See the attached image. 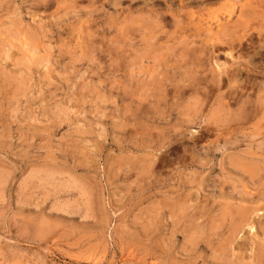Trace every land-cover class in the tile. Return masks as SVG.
I'll return each mask as SVG.
<instances>
[{"label": "rangeland", "instance_id": "rangeland-1", "mask_svg": "<svg viewBox=\"0 0 264 264\" xmlns=\"http://www.w3.org/2000/svg\"><path fill=\"white\" fill-rule=\"evenodd\" d=\"M263 37L260 0H0V264H264Z\"/></svg>", "mask_w": 264, "mask_h": 264}, {"label": "bare ground", "instance_id": "bare-ground-1", "mask_svg": "<svg viewBox=\"0 0 264 264\" xmlns=\"http://www.w3.org/2000/svg\"><path fill=\"white\" fill-rule=\"evenodd\" d=\"M163 1V0H162ZM260 1H263L264 2V0H260ZM167 2V1H166ZM230 2V1H229ZM224 3V2H223ZM260 3V2H259ZM166 4V3H165ZM229 5H228V7L229 8H227V10L226 11H228V12H231V11H233L234 9H235V3L234 2H230V3H228ZM256 4V3H255ZM249 5H251L250 3H249ZM258 5V4H257ZM246 5H241L240 6V9L239 10H242L243 9V7H245ZM247 6H248V4H247ZM258 6H260V4L258 5ZM224 7V6H223ZM198 9V8H197ZM200 9H202V8H200ZM248 9V8H247ZM224 10V9H223ZM246 11V10H245ZM250 14H255V10H253L252 12H250ZM248 15V14H247ZM229 16V15H228ZM237 16V15H236ZM250 16V15H249ZM170 18H172L171 16H170ZM209 21V20H208ZM262 21V20H261ZM245 29V28H244ZM234 31V30H233ZM237 31V30H236ZM257 31H259V30H257ZM246 33V32H245ZM226 33H224V35H225ZM228 35H230V34H227V36ZM249 35V34H248ZM257 37V36H256ZM249 38V37H248ZM264 38V37H263ZM215 39V38H214ZM262 42H263V40H262ZM180 44V43H179ZM189 46V45H188ZM185 47V46H184ZM190 47V46H189ZM188 47V48H189ZM186 48V47H185ZM202 48V47H201ZM187 49V48H186ZM188 50V49H187ZM183 52V51H182ZM189 52H191L192 53V50H190ZM194 52V51H193ZM202 52V51H201ZM184 53H185V51H184ZM190 54V53H189ZM201 55V54H200ZM264 55V54H263ZM200 58V57H199ZM198 58V59H199ZM195 59V58H194ZM193 59V60H194ZM199 62V61H198ZM248 62V61H247ZM143 95V94H142ZM221 98V97H220ZM247 107V106H246ZM254 107V106H253ZM260 108V107H259ZM220 109V108H219ZM250 109V108H249ZM255 109V108H254ZM246 110V109H245ZM247 114V113H246ZM243 115V114H242ZM245 117V116H244ZM225 130V129H224ZM222 133V132H221ZM244 153V152H243ZM243 210V209H242ZM245 211V210H244ZM224 215V214H223ZM243 215V214H242ZM249 215V214H248ZM245 216V215H244ZM242 217V216H241ZM239 221V220H238ZM226 249V248H225Z\"/></svg>", "mask_w": 264, "mask_h": 264}]
</instances>
